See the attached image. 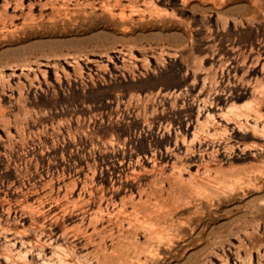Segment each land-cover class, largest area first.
Masks as SVG:
<instances>
[{
	"label": "rangeland",
	"instance_id": "374dc122",
	"mask_svg": "<svg viewBox=\"0 0 264 264\" xmlns=\"http://www.w3.org/2000/svg\"><path fill=\"white\" fill-rule=\"evenodd\" d=\"M0 264H264V0H0Z\"/></svg>",
	"mask_w": 264,
	"mask_h": 264
}]
</instances>
